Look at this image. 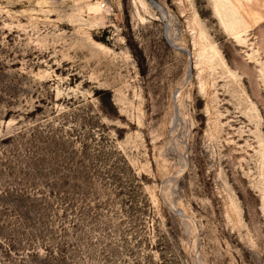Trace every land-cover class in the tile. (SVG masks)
<instances>
[{
	"label": "rangeland",
	"instance_id": "rangeland-1",
	"mask_svg": "<svg viewBox=\"0 0 264 264\" xmlns=\"http://www.w3.org/2000/svg\"><path fill=\"white\" fill-rule=\"evenodd\" d=\"M0 264H264V0H0Z\"/></svg>",
	"mask_w": 264,
	"mask_h": 264
},
{
	"label": "bare ground",
	"instance_id": "bare-ground-1",
	"mask_svg": "<svg viewBox=\"0 0 264 264\" xmlns=\"http://www.w3.org/2000/svg\"><path fill=\"white\" fill-rule=\"evenodd\" d=\"M233 6H235V5H233ZM238 7V6H237ZM236 8V7H235ZM237 11V10H236ZM239 13H240V11H239ZM232 14V13H231ZM232 16V15H231ZM240 17H238V19H239ZM245 18V17H244ZM234 19V18H233ZM239 21H240V19H239ZM236 22V21H235ZM239 23V22H238ZM245 23H246V21H245ZM244 23V24H245ZM243 25V24H242ZM244 26V25H243ZM229 30H231V32H232V36L233 37H239L240 38V36L238 35L239 34V32H240V29H236V30H232L231 28L229 29V28H227V30L226 31H229ZM242 32V31H241ZM241 39V38H240ZM242 40V39H241ZM240 42V41H239Z\"/></svg>",
	"mask_w": 264,
	"mask_h": 264
}]
</instances>
